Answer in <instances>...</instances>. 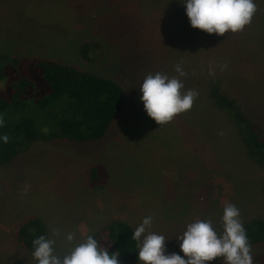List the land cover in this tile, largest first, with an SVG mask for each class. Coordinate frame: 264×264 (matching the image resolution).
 I'll use <instances>...</instances> for the list:
<instances>
[{
  "label": "rangeland",
  "instance_id": "1",
  "mask_svg": "<svg viewBox=\"0 0 264 264\" xmlns=\"http://www.w3.org/2000/svg\"><path fill=\"white\" fill-rule=\"evenodd\" d=\"M255 2L242 30L216 34L191 26L182 0H0V95L16 66L11 55L25 59V74L35 75L36 59L50 57L113 78L125 93L102 139L36 140L0 165V264H36L31 250L12 240L29 215L44 221L58 251L66 249L68 232L75 243L112 218L135 229L150 215L147 230L165 237L167 253L181 255L177 237L186 225L210 219L221 232L227 203L240 209L241 220L264 217V166L247 157L227 112L208 97L216 77L264 138V0ZM84 43L92 44L86 57ZM177 64L185 89L198 95L189 110L159 124L146 114L139 85L148 73L178 75ZM33 115L43 129L52 128L46 114ZM94 162L106 168L101 189L89 184ZM255 251L264 253V241L251 246Z\"/></svg>",
  "mask_w": 264,
  "mask_h": 264
},
{
  "label": "trees",
  "instance_id": "2",
  "mask_svg": "<svg viewBox=\"0 0 264 264\" xmlns=\"http://www.w3.org/2000/svg\"><path fill=\"white\" fill-rule=\"evenodd\" d=\"M91 45L84 43L81 46L80 52L84 57L88 56L86 50ZM7 59L16 66L7 80V92L0 95V117L4 121L0 134L9 136L7 144L0 143V165L13 161L36 140H100L124 106V89L113 78L50 57L36 59L34 66L37 73L31 76L20 69L25 59L15 55ZM2 72L0 70V75ZM208 97L215 107L227 112L247 157L264 166V138L257 135L255 125L243 111L241 103L221 91L216 77L209 81ZM35 111L50 118L51 129L40 126L37 116L33 115ZM88 177L92 189L107 185L106 168L99 162L90 165ZM261 194L264 197V181ZM171 215L168 214V220H172L173 224L175 218ZM241 221L251 246L264 241V217L254 216ZM133 231L134 227L129 222L112 218L92 235L109 254L118 253L119 264H137L139 241L132 238ZM40 234L49 237L44 221L37 215H29L17 225L12 240L15 245L32 250L31 241ZM252 256L254 264H264V253L255 251Z\"/></svg>",
  "mask_w": 264,
  "mask_h": 264
},
{
  "label": "clouds",
  "instance_id": "3",
  "mask_svg": "<svg viewBox=\"0 0 264 264\" xmlns=\"http://www.w3.org/2000/svg\"><path fill=\"white\" fill-rule=\"evenodd\" d=\"M182 3L191 26L216 34L242 30L250 23L257 8L255 0H182ZM175 71L176 76L160 71L148 73L139 85V99L146 114L159 124L189 110L198 95L194 89H185L180 77L186 73L179 64ZM3 123L0 117V126ZM8 141L7 134H0V143L7 144ZM220 219L222 231L219 233L210 219L188 223L177 237L179 249L184 254L181 255L165 251V237L147 230L153 217L145 216L132 233V238L140 241L137 258L143 264H206L216 257H222L224 264H254L240 209L227 203ZM52 232L58 235L57 229L53 228ZM75 239L74 232L66 233L63 240L67 247L58 251L55 239L40 234L31 241V255L36 264H119L118 253L109 254L93 235L74 243Z\"/></svg>",
  "mask_w": 264,
  "mask_h": 264
},
{
  "label": "crops",
  "instance_id": "4",
  "mask_svg": "<svg viewBox=\"0 0 264 264\" xmlns=\"http://www.w3.org/2000/svg\"><path fill=\"white\" fill-rule=\"evenodd\" d=\"M239 101V100H238ZM240 102V101H239Z\"/></svg>",
  "mask_w": 264,
  "mask_h": 264
}]
</instances>
